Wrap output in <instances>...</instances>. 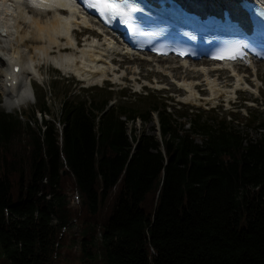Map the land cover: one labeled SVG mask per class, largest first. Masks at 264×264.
<instances>
[{"label": "trees", "instance_id": "trees-1", "mask_svg": "<svg viewBox=\"0 0 264 264\" xmlns=\"http://www.w3.org/2000/svg\"><path fill=\"white\" fill-rule=\"evenodd\" d=\"M161 90L108 109L66 93L60 129L46 101L50 121L0 110V264H264V114L253 136ZM153 113L160 138L128 133ZM74 220L79 253L61 258Z\"/></svg>", "mask_w": 264, "mask_h": 264}, {"label": "rangeland", "instance_id": "rangeland-1", "mask_svg": "<svg viewBox=\"0 0 264 264\" xmlns=\"http://www.w3.org/2000/svg\"><path fill=\"white\" fill-rule=\"evenodd\" d=\"M91 33V32H90ZM90 33L86 31H74V34L82 45L86 39L92 41L93 38L88 37ZM88 34V35H87ZM77 50H74L76 52ZM78 54V53H77ZM113 64L117 68L115 77L110 74L108 79L101 83H89L79 76L71 72L63 71L54 67L52 64H41V79L27 80L23 84V90H28L30 97L19 107H15L13 101H6L5 95L0 89V110L19 116L23 122L26 117L33 114L39 121L46 119L52 120L51 115L56 118V127L60 129L62 125L58 121L60 115V101L64 95H70L72 98L80 96L81 98L109 97L106 109L111 106H118L123 103H133L136 94H145V90L150 89L152 92L156 89L161 90V96H164L170 106L174 108L195 107L200 109H214L219 117L225 116L228 120H233L235 125H239L247 133L253 136H259L256 129L257 122L254 126L246 127L244 125L245 118L250 111L257 110L258 113L264 114V64L257 63L249 68H240L239 72L243 78V84L238 88L235 87L236 78L231 71L219 69L207 63H199L196 65L198 70L201 67L205 69H213L210 74L211 79L215 78L216 89L227 92V96H215L210 89L208 80L205 75L192 70V67L181 64L175 60H161L151 57H140L135 59L123 58L118 56L117 61ZM190 68V70H189ZM113 77L116 78L113 79ZM192 81L195 85V95H191L188 89H183L179 83L183 80ZM0 83H2L0 76ZM155 89V90H154ZM144 92V93H143ZM197 93V94H196ZM132 96V97H131ZM215 97V98H214ZM44 107L50 109L52 114L44 113L39 110L41 102H45ZM42 104V103H41ZM192 110L190 109L189 112ZM177 113V112H176ZM27 115V116H25ZM153 120L143 124L140 119L129 121L127 123L128 133L139 135L142 132L155 134L160 138L161 134L158 126V118L153 113ZM258 114L256 113V116ZM34 120V118H31ZM187 119V118H185ZM154 127V128H153ZM76 190L69 189L68 196L70 206L77 208L80 202L71 203L72 199L76 200ZM64 241L61 244V258L67 257L68 254H78L80 247L76 243L79 240V224L73 221L72 225L63 228Z\"/></svg>", "mask_w": 264, "mask_h": 264}, {"label": "bare ground", "instance_id": "bare-ground-1", "mask_svg": "<svg viewBox=\"0 0 264 264\" xmlns=\"http://www.w3.org/2000/svg\"><path fill=\"white\" fill-rule=\"evenodd\" d=\"M90 23L76 8L71 7L69 0H0V30L5 33L0 31V89L6 101H13L15 107L26 101L29 91L23 90V84L27 80L41 79V64H52L93 84L103 82L110 74L117 76L113 62L118 56L136 58L117 40L106 35L102 38L99 33L91 32L93 40L86 39L80 45L73 28H93ZM183 63L186 65L187 62ZM198 64L189 63L188 67L193 66L192 70L195 71ZM16 65L20 66V71L14 74ZM239 69L233 67L231 71L236 78V88L245 82ZM197 71L205 75L215 96L228 97V91L216 89V80L210 77L213 69L201 67ZM115 77L113 79L116 80ZM13 78L19 81L17 88L9 85ZM179 85L188 89L192 96L195 95L197 85L192 81L184 79Z\"/></svg>", "mask_w": 264, "mask_h": 264}, {"label": "snow or ice", "instance_id": "snow-or-ice-1", "mask_svg": "<svg viewBox=\"0 0 264 264\" xmlns=\"http://www.w3.org/2000/svg\"><path fill=\"white\" fill-rule=\"evenodd\" d=\"M99 3V7L101 10V13H111L114 15H123L124 13L121 11V6L115 2H113V0H98ZM34 6H38V5H34ZM92 6V5H90ZM232 59H235V57H231Z\"/></svg>", "mask_w": 264, "mask_h": 264}, {"label": "built area", "instance_id": "built-area-1", "mask_svg": "<svg viewBox=\"0 0 264 264\" xmlns=\"http://www.w3.org/2000/svg\"><path fill=\"white\" fill-rule=\"evenodd\" d=\"M75 193H76V200H75V199H72V200H71V203H73V204H74L75 202H77V203L79 202V195H78V192L76 191Z\"/></svg>", "mask_w": 264, "mask_h": 264}]
</instances>
